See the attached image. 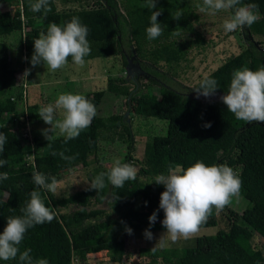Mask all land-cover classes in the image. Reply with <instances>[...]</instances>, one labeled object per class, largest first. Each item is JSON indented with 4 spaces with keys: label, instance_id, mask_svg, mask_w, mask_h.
Returning a JSON list of instances; mask_svg holds the SVG:
<instances>
[{
    "label": "trees",
    "instance_id": "obj_1",
    "mask_svg": "<svg viewBox=\"0 0 264 264\" xmlns=\"http://www.w3.org/2000/svg\"><path fill=\"white\" fill-rule=\"evenodd\" d=\"M18 2L0 0V38L12 37L27 29L28 35L21 43L27 67L44 65L33 66L31 60L34 40L41 33H47L49 24L55 22L63 27L73 17H78L88 28L90 54L85 61L121 55L124 66L135 60L149 83L142 85L135 78L108 83L106 90L86 97L95 105L96 116L77 138L66 142V137L59 135L37 143L36 153L27 152L19 141L16 124L25 109L22 97L14 94L18 87V69L12 67L8 44L0 43V132L7 138L4 151L0 153V159H6L7 164L0 167V173L8 174L7 179L0 180V190L7 193L6 199L0 198V234L7 226L8 217L23 216L21 209L30 201L32 191H38L45 206L54 213L51 222L29 228L19 245L21 253L31 249L33 262L46 259L49 264H72L77 258L80 264H89L90 254L105 252L111 262L120 263L126 253L124 235L128 229L166 230L162 226L164 212L159 208L165 188L155 180L137 184L129 180L123 187L114 188L105 175L103 189L90 190L89 184L66 201L59 200L62 206L72 204L76 207L74 212L63 215L56 211L59 202L52 193L33 182L32 175L36 171L43 173L51 183L52 177L58 182L60 173L79 166L88 167L89 158L98 151L100 141L126 142L128 155L121 164H132L135 143L126 115L103 117L98 114L103 99L110 93L125 97L129 110H135L139 116L167 124L165 135H152L146 140L144 174L167 175L170 166H181L186 170L197 161L207 166L227 164L241 180L238 195L249 202L243 213L229 211L231 226L228 231L219 230L213 236L198 238L194 248L142 249L140 255L149 259L147 264H264L263 253L252 243L253 238L259 236L264 245V123L238 120L221 99H214L226 94L234 71L244 67L256 71L264 67V49L249 40L239 55L194 87H187L175 82L177 74L172 72L192 50L205 44L204 37L194 27L199 15L193 0H157L154 9L145 6L147 0H49L51 11L47 15L43 8L40 12L31 10V4L37 0H23L22 15L27 25L20 12L14 14L2 10V7ZM253 3L258 6L253 10L258 19L252 25H246V33L250 37H264V0H240L237 7ZM58 4L62 10L58 9ZM69 5L78 8L67 9ZM153 11L161 12L157 22L163 32L150 40L146 29L151 26ZM178 14L179 19H176ZM35 20L41 22V29ZM68 63H73L71 57ZM163 63L169 70L162 69ZM205 79H215L218 83L217 91L208 97L196 91ZM156 86H159L158 92L154 91ZM144 87H147L146 91ZM34 107H26L28 113H32ZM9 118L11 124L7 122ZM207 123H211L210 128L204 127ZM61 152L71 159L62 158ZM32 153L34 159L31 162L24 160ZM110 170L96 168L92 179ZM20 175H24V181L20 180ZM108 196L112 199L110 206L116 217L95 207L103 204ZM139 198L140 208L136 210ZM154 212H157V220L150 225L149 217ZM217 225L218 214L213 208L200 228ZM0 264L27 262H21L18 254L13 260H0Z\"/></svg>",
    "mask_w": 264,
    "mask_h": 264
},
{
    "label": "clouds",
    "instance_id": "obj_2",
    "mask_svg": "<svg viewBox=\"0 0 264 264\" xmlns=\"http://www.w3.org/2000/svg\"><path fill=\"white\" fill-rule=\"evenodd\" d=\"M156 4L157 0H147L145 6L154 9ZM239 4L240 0H203V4L197 7L200 12L211 15L233 9V15L223 21V29L226 32H234L245 25H252L258 19L253 11L258 7L256 4L237 7ZM42 8L45 15L51 11L49 0H37L36 3L31 4V10L34 12H40ZM160 15V11L152 12L151 26L146 29L150 40L158 38L163 32L161 24L157 22ZM176 19H179V14ZM87 36L88 28L81 24L78 17H73L63 27L55 22L49 24L47 33H41L40 37L34 40L32 65L43 63L47 68L56 71L64 67L68 63V58L71 57L75 65L83 67L84 58L90 54ZM28 74L26 70L25 78ZM217 89L218 83L215 79H205L200 89L196 91L199 95L208 97ZM220 99L236 119L248 123H264V67L256 71L247 67L234 71L228 91ZM56 109H63L64 118L54 123ZM95 116L96 107L93 103L83 95L71 93L60 94L55 102V108L49 104L42 107L39 112V117L44 123L52 125L51 129L43 131V135L49 141L53 136L48 134L49 131L55 133L57 129L61 135L66 137V142L77 138L81 131L91 125ZM204 127L210 128L211 123L205 124ZM6 139V136L0 132V153L4 151ZM60 156L71 159L64 157L63 152ZM6 164V159H0V167ZM136 174L137 170L131 164H121L116 161L110 172L100 173L91 180L90 190L103 189L105 175L114 188H119L123 187L126 181L135 180ZM7 178V173H0V180ZM32 179L34 184L40 188L53 194L57 192L58 182L55 177H52L51 183H48V178L36 171L33 172ZM155 183L165 188L159 205L164 212L162 226L166 229L162 238L170 237L173 242L180 237L187 239L197 233L201 224L212 214L213 208L219 214L230 203L231 197L239 194L241 188L240 178L227 164L207 166L200 161L186 170L181 166L175 168L170 166L167 175L160 174L155 177ZM30 197L26 207L21 209L23 216L7 218V226L0 234V260H13L19 254V260L27 264H49L46 259L33 262L30 256L31 249L22 253L19 249L29 228L51 222L54 219L53 211L45 206L38 191H32ZM156 220L157 212H154L149 217L150 225H154ZM127 231L129 234L132 232L131 229ZM144 235L147 239H152L150 230H145Z\"/></svg>",
    "mask_w": 264,
    "mask_h": 264
},
{
    "label": "rangeland",
    "instance_id": "obj_3",
    "mask_svg": "<svg viewBox=\"0 0 264 264\" xmlns=\"http://www.w3.org/2000/svg\"><path fill=\"white\" fill-rule=\"evenodd\" d=\"M23 0H19L10 6L2 7V10H10L12 13H21L24 23L27 25V20L23 14ZM196 5H202L203 0H193ZM62 6L58 4V9L62 10ZM69 8H78V6L69 5ZM199 15V21L194 23V27L204 37L205 44L192 50L186 60L175 66L176 73L175 82L187 87H194L202 79L216 71L223 64L239 55L248 46L249 40L260 49H264V37L247 35L246 25L238 28L234 32H226L223 29V21L233 15L231 9L217 12L215 15L196 11ZM256 15V14H255ZM38 29L42 28L41 22L35 20ZM28 31L25 29L21 33H17L12 37L0 38V43H7L10 47V58L12 67L18 69V87L15 89V96L22 97L24 110L21 111V116L16 122L19 141L24 145L25 151L37 152L36 144L40 141L47 140L43 135L45 129H51L52 125L45 124L39 117V112L42 107L49 104L55 108V102L60 94H80L84 97L93 95L99 90H106L108 83H120L125 78H135L140 84L149 83L147 76L142 72L135 63V60L130 61L129 66L123 65L121 55L108 59H95L85 61L83 67L74 63H67L64 67L52 71L46 65L37 67H27L25 65L24 52L22 51L21 43L27 37ZM162 69L169 70L166 64H162ZM26 70L29 72L25 78ZM144 91L147 87L143 88ZM159 86L154 87V91L158 92ZM126 98L107 93L101 103L98 114L103 117L111 115H126L127 120L131 125L132 136L135 143V151L132 154L133 160L131 165L137 170L136 179L132 183L139 182L149 183L155 180V176L144 174V148L146 140L152 135H165L167 124L164 121L155 120L139 116L135 110H129L126 104ZM21 104V105H22ZM35 106L32 113H28L27 108ZM27 107V108H26ZM134 109V108H133ZM55 119L60 121L64 118L63 109L55 110ZM8 124L12 120L8 119ZM24 134V135H23ZM52 138L61 135L57 129L55 133L49 131ZM32 153V154H33ZM28 154L24 160L31 162L34 154ZM128 155L127 143L124 141L108 142L100 141L98 151L92 155L90 165L88 167H76L68 172L60 173L58 180L57 192L52 193L55 200L66 201L72 194L81 191L90 184L92 173L96 168L111 169L115 166L116 161L120 163L125 160ZM20 180L24 181V175H20ZM0 198L6 199L7 193L0 190ZM111 197L108 196L103 204L95 205L98 209H103L116 217V214L111 209ZM248 201L239 195L233 196L230 203L226 205L218 214V225L215 227L199 228V231L189 238L180 237L173 242L170 237L162 236L164 231H151L152 239H147L144 235L145 231H132L131 234L127 231L124 235L126 241V253L120 263L111 262L105 252L98 254H90L88 257L89 264H147L149 259L142 257L140 251L146 248H178L185 250L194 248L197 239L201 237H209L217 234L219 230L228 231L230 229L229 211L235 210L238 213H243L248 206ZM136 210L140 208V198L135 205ZM76 210V207L69 204L68 207L62 206L59 202L56 211L59 215L69 214ZM162 238V239H161ZM161 239V240H160ZM160 240V241H159ZM256 249L260 250L264 255V245L259 236H255L252 240ZM72 264H80L77 258H74Z\"/></svg>",
    "mask_w": 264,
    "mask_h": 264
},
{
    "label": "water",
    "instance_id": "obj_4",
    "mask_svg": "<svg viewBox=\"0 0 264 264\" xmlns=\"http://www.w3.org/2000/svg\"><path fill=\"white\" fill-rule=\"evenodd\" d=\"M130 63H131V62H130ZM130 63H129V64H130ZM222 96H223V95H222ZM220 97H221V96H220ZM220 97H214V99H215V100H219Z\"/></svg>",
    "mask_w": 264,
    "mask_h": 264
},
{
    "label": "crops",
    "instance_id": "obj_5",
    "mask_svg": "<svg viewBox=\"0 0 264 264\" xmlns=\"http://www.w3.org/2000/svg\"><path fill=\"white\" fill-rule=\"evenodd\" d=\"M89 61H91V60H89Z\"/></svg>",
    "mask_w": 264,
    "mask_h": 264
}]
</instances>
